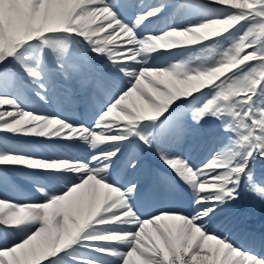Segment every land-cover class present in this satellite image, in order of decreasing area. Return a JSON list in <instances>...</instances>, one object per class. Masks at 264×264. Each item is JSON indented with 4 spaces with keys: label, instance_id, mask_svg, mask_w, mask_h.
I'll return each mask as SVG.
<instances>
[{
    "label": "snow or ice",
    "instance_id": "6c2138e0",
    "mask_svg": "<svg viewBox=\"0 0 264 264\" xmlns=\"http://www.w3.org/2000/svg\"><path fill=\"white\" fill-rule=\"evenodd\" d=\"M243 193L264 0H0V264H264Z\"/></svg>",
    "mask_w": 264,
    "mask_h": 264
}]
</instances>
